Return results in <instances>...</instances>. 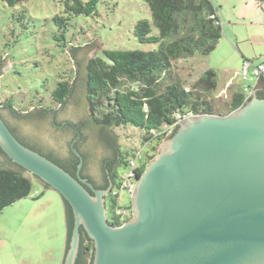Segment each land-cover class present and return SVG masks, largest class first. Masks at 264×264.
<instances>
[{
  "label": "water",
  "instance_id": "95a60500",
  "mask_svg": "<svg viewBox=\"0 0 264 264\" xmlns=\"http://www.w3.org/2000/svg\"><path fill=\"white\" fill-rule=\"evenodd\" d=\"M99 46L96 40L67 48L77 72L72 82L76 92L57 113V122L90 116L85 66ZM10 67L5 61L0 74ZM263 87L260 76L255 91L227 114H190L178 120L136 179L131 216L119 225L110 224L108 217L112 186L98 189L27 146L1 113L0 148L71 206L74 225L62 264H76L81 229L93 243L91 264H264ZM2 108L11 122L56 143L52 111L36 119L15 117ZM74 150L80 170L83 157Z\"/></svg>",
  "mask_w": 264,
  "mask_h": 264
},
{
  "label": "rangeland",
  "instance_id": "374dc122",
  "mask_svg": "<svg viewBox=\"0 0 264 264\" xmlns=\"http://www.w3.org/2000/svg\"><path fill=\"white\" fill-rule=\"evenodd\" d=\"M211 1L224 23V15L232 13L233 6L241 3V0ZM65 6L66 0H24L15 6L0 0V65L5 61L11 64L0 74V107L4 101L13 99L15 108L24 112L41 107L57 108L51 91L61 80L72 84L77 75L68 47L81 48L97 40L100 46L88 59L86 71L89 61L103 55L107 49L150 51L157 48V44L141 43L135 37L139 19L152 22L151 11L144 0H99L96 14H72L67 20L65 39L57 40L56 36L62 32L55 17L68 16ZM229 26V33H236L242 40L245 29ZM224 38L223 30L213 55H195L177 61L175 71L186 86L210 68L217 72V85L223 86L231 75L224 70L227 59L231 57L233 63L238 60L236 53L227 56ZM238 45L247 51L249 58L264 62L263 38H247ZM216 100L223 104L224 99ZM87 111L91 114L89 103ZM113 130L125 159L138 152L140 162L155 156L167 136L163 134L161 140L157 135L151 138L150 134L131 125L117 126ZM167 130L168 127H164L163 132ZM128 169L123 164L119 169L120 177ZM25 175L31 179L30 194L0 213V264H62L67 238L65 203L57 192L35 181L33 175L27 172ZM119 204L131 205V197L125 190L120 191Z\"/></svg>",
  "mask_w": 264,
  "mask_h": 264
},
{
  "label": "trees",
  "instance_id": "16d2710c",
  "mask_svg": "<svg viewBox=\"0 0 264 264\" xmlns=\"http://www.w3.org/2000/svg\"><path fill=\"white\" fill-rule=\"evenodd\" d=\"M3 1L15 6L24 0ZM98 1L66 0L65 12L68 16L55 17L62 32L56 36L57 40L65 39L67 20L72 14H96ZM144 1L151 11L152 22L144 18L139 19L135 25V37L141 43L157 44V48L150 51L107 49L103 51V55L93 57L87 65L84 88L91 116L99 125V130H110L111 133L114 127L131 125L150 134L151 138L157 135L161 140L165 134L164 127H170L177 122L175 116L177 112L227 114L240 107L247 98L242 89L236 90L230 100L223 101L215 95L217 72L214 69H207L189 87L175 71L178 60L195 55L207 56L214 51L222 38L223 31L213 2ZM154 28L157 30L156 33ZM72 87L73 84L66 80L59 81L51 91L53 101L57 105L67 103ZM259 95L264 97V92H259ZM216 98L221 99L223 104L221 105ZM2 105L17 115L34 116L29 115L32 111L17 110L13 99L4 101ZM48 110L50 108L41 107L33 112H41L40 115H44ZM175 129L176 127L173 131ZM123 158V164L128 166L132 157L125 159L123 153ZM146 162L147 160L140 162L137 177L143 172ZM25 173L26 171L17 164L16 168L0 166V213L7 206L30 194L32 183ZM119 186L120 181L109 193L106 202L109 222L113 225L123 222L118 215L119 210L131 209L130 206L122 207L119 204ZM63 201L68 247L74 216L69 203ZM81 232V245L76 264H91L93 243L83 229Z\"/></svg>",
  "mask_w": 264,
  "mask_h": 264
},
{
  "label": "flooded vegetation",
  "instance_id": "af4514ba",
  "mask_svg": "<svg viewBox=\"0 0 264 264\" xmlns=\"http://www.w3.org/2000/svg\"><path fill=\"white\" fill-rule=\"evenodd\" d=\"M75 92L76 88L72 87L69 98ZM66 104L50 109L54 114V127L51 129L56 139L55 144L50 143L41 135L31 134L17 123L11 122L3 108L0 109V113L12 132L24 144L58 163L75 176L92 183L94 187L106 189L112 186L113 190L120 181L119 169L124 161L117 135L113 132L110 133V130H99L100 127L93 121L91 114L86 118H80L79 121L64 119L57 122L56 115L64 110ZM50 111L45 112L44 115H40L41 112H32L29 115H34L32 117L36 119H44L42 117L49 115ZM11 112L17 117V114L12 110ZM24 117L29 116L25 115ZM74 149L80 152L83 157V165L80 170L78 169L80 158ZM0 160L1 166H16L1 148ZM83 234L85 235V233Z\"/></svg>",
  "mask_w": 264,
  "mask_h": 264
},
{
  "label": "crops",
  "instance_id": "0c3cea01",
  "mask_svg": "<svg viewBox=\"0 0 264 264\" xmlns=\"http://www.w3.org/2000/svg\"><path fill=\"white\" fill-rule=\"evenodd\" d=\"M232 10H233L232 13H228L224 15L225 23L222 21L217 11V15L219 17L222 31L224 30V33H225V38L223 40L225 52L227 56H231L230 54L236 53L237 58H238V60L235 63L231 61V57L230 59H227V62L225 63L226 65H224V70L226 73H230L231 75L224 82L222 87H219L217 85L216 96L224 100H230L233 93L238 89H242L243 91L245 82L241 78L240 70H241V66L244 60H251L256 63H264L263 61L249 58L247 51L238 45L239 42H241L244 39L247 40V38L249 40H252L253 37L254 38L261 37L264 39V2L263 0H241L240 5L239 6L234 5ZM231 24H233L234 26H241L242 28L245 29L246 31L245 36L243 37L242 40H240L239 36L236 35V33L235 35L229 33V27H230L229 25ZM226 25L228 26V28L226 27ZM216 49L217 47L214 49V51ZM214 51H212L209 55H211ZM239 56H240L241 61L239 59ZM261 77L264 80V75ZM259 79L255 83V89L258 86ZM263 90H264V87H263ZM250 94H246V96L248 97ZM66 243H67V238H66ZM65 250H66V245H65ZM64 254H65V251H64ZM63 259H64V256H63Z\"/></svg>",
  "mask_w": 264,
  "mask_h": 264
},
{
  "label": "built area",
  "instance_id": "2783aa9c",
  "mask_svg": "<svg viewBox=\"0 0 264 264\" xmlns=\"http://www.w3.org/2000/svg\"><path fill=\"white\" fill-rule=\"evenodd\" d=\"M240 75L242 80L245 82L243 92H245L246 94H250L255 91V83L257 82V80L260 78V76L264 75V63H256L251 60H244L241 66ZM186 90H188V88H186ZM188 115L190 114H181L177 112L175 116L178 121ZM176 125L177 122L174 125L168 127V130L165 134L170 133L176 127ZM139 166L140 154L137 152V155L129 160L128 171L120 178V186L118 189L119 192L125 190L129 195L132 193L135 187L136 179L138 178L137 170ZM118 215H120V219L124 222L125 220L130 218L131 209H121L118 211Z\"/></svg>",
  "mask_w": 264,
  "mask_h": 264
}]
</instances>
